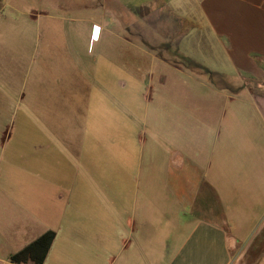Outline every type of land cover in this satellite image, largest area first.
<instances>
[{"label":"crops","instance_id":"crops-1","mask_svg":"<svg viewBox=\"0 0 264 264\" xmlns=\"http://www.w3.org/2000/svg\"><path fill=\"white\" fill-rule=\"evenodd\" d=\"M43 1L28 7L31 35L51 15ZM57 4L58 40L68 27L86 45L115 38L142 77L119 96L122 113L109 62L80 86L59 57L70 82L57 121L44 118L58 162L45 177L7 153L30 133L14 128L23 80L0 83V264L48 231L44 264H264V0Z\"/></svg>","mask_w":264,"mask_h":264},{"label":"rangeland","instance_id":"rangeland-1","mask_svg":"<svg viewBox=\"0 0 264 264\" xmlns=\"http://www.w3.org/2000/svg\"><path fill=\"white\" fill-rule=\"evenodd\" d=\"M2 2L0 0V9ZM47 2V12L51 15L46 24L44 21L39 22L32 35L31 26L27 24L28 7L44 6L43 0L41 2L22 0V3L16 6L19 7L18 11L10 7L0 10V83H5L4 79H7V76L9 78L10 75L12 82L18 79L23 80L21 92L25 94L26 104L22 103L19 109H15L14 128L17 133L22 130L30 133L24 144L22 137H13L10 145L18 147L19 150L11 149L7 150V153L14 155V165H27L31 173L42 177L58 171L55 165L58 162L52 161L49 153L45 151L43 146L46 143L41 134L49 127L44 118L54 122L58 119V84L70 82L66 80V73L61 72L60 68L63 66L58 63L59 57L62 55L72 57L67 66L72 65L79 71L73 75L75 78L73 81L80 86L81 84L91 86L97 80L99 81L102 74L93 75L87 70H92L100 65V62L106 65L109 62L111 72L105 75V83L111 88V102H114L122 113H125V109L118 103L119 96L125 91L128 92L130 86L134 87L135 82L140 83L139 80L142 77L140 74H135L134 58L120 57L119 44L115 38H112L109 49L108 45L106 46L108 42H105L104 46V42L86 45V42L82 41L83 35L77 41L72 36L71 28L68 27L64 37L58 40V0H47ZM64 16L73 17L71 14ZM124 64L127 65V69L124 68ZM125 83L129 85L126 90ZM29 102L42 104V107L31 105ZM85 108L79 107L83 112L80 113L82 116L86 115ZM127 115L129 116L128 113ZM47 165H50L48 169H46ZM60 173L67 172L60 171ZM102 174L103 171L101 176ZM81 175H85V171Z\"/></svg>","mask_w":264,"mask_h":264},{"label":"trees","instance_id":"trees-1","mask_svg":"<svg viewBox=\"0 0 264 264\" xmlns=\"http://www.w3.org/2000/svg\"><path fill=\"white\" fill-rule=\"evenodd\" d=\"M55 238V231L44 233L24 249L12 255L11 262L14 264H26L29 262L44 264Z\"/></svg>","mask_w":264,"mask_h":264}]
</instances>
